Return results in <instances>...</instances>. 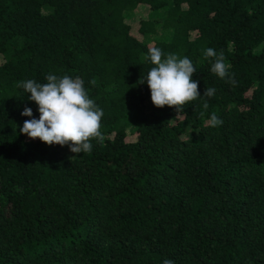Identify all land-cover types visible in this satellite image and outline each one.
Segmentation results:
<instances>
[{
	"label": "trees",
	"instance_id": "16d2710c",
	"mask_svg": "<svg viewBox=\"0 0 264 264\" xmlns=\"http://www.w3.org/2000/svg\"><path fill=\"white\" fill-rule=\"evenodd\" d=\"M149 46L195 66L201 97L179 115L139 83ZM49 73L103 109L90 154L20 132L39 112L16 84ZM164 259L264 264V0H0V264Z\"/></svg>",
	"mask_w": 264,
	"mask_h": 264
},
{
	"label": "clouds",
	"instance_id": "9594fccd",
	"mask_svg": "<svg viewBox=\"0 0 264 264\" xmlns=\"http://www.w3.org/2000/svg\"><path fill=\"white\" fill-rule=\"evenodd\" d=\"M205 59L214 62L211 71L222 80L233 86L236 85L235 75H230V65L226 62L223 50L217 52L214 48L207 47L203 50ZM145 60L153 65L147 73L146 79L139 83H147L151 93V101L157 108L165 106L174 108L178 115L187 103L201 97L199 81L193 79L196 72L193 62L187 57L175 53L165 55L163 49L149 46ZM46 83H38L28 79L19 81L17 88H22L29 95V100L38 106L39 118L33 116L31 108H25L22 116L29 117L24 121L20 132L29 139H39L48 146H68L74 154L91 153L92 141L102 144L103 109L94 99L90 98L80 77H71L67 74L58 76L49 73L45 77ZM91 84L95 85L93 79ZM216 89L206 87L203 96L214 97ZM209 103L203 102V109L207 110ZM204 115V112H201ZM212 127L223 124L215 113L207 121ZM163 264H175L171 259H164Z\"/></svg>",
	"mask_w": 264,
	"mask_h": 264
}]
</instances>
